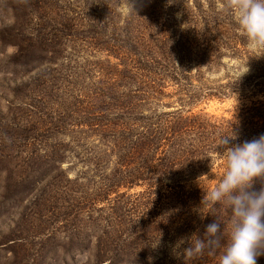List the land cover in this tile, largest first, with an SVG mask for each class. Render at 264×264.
Returning a JSON list of instances; mask_svg holds the SVG:
<instances>
[{
    "label": "rangeland",
    "instance_id": "rangeland-1",
    "mask_svg": "<svg viewBox=\"0 0 264 264\" xmlns=\"http://www.w3.org/2000/svg\"><path fill=\"white\" fill-rule=\"evenodd\" d=\"M185 9L198 32L181 26ZM233 11L226 0H0V264L218 262L205 255L185 257L197 231L174 219L173 198L161 197L172 176L155 181V194L147 193V185L128 184L127 168L102 145L111 135L102 137L98 128L86 125L92 116L85 113L99 97L102 104L116 103L102 91H115L106 82L124 69L117 67L121 56L115 53L130 38L147 39L149 53H169L183 41L177 40L180 30L192 39L201 38L200 31L211 37L214 20L236 22ZM151 39L159 46L152 47ZM51 54L54 64L40 63ZM245 61L225 57L200 76L191 64L178 83L198 91L227 85L250 74ZM165 85L166 93L175 92L173 81ZM252 93L200 94L193 111L230 116L242 103L264 98ZM174 98H164L171 104L160 110H173ZM88 146L102 152L100 167L92 156L82 158ZM224 151L211 153L202 177L206 183L226 171ZM62 157V169L73 167L68 177L55 170Z\"/></svg>",
    "mask_w": 264,
    "mask_h": 264
},
{
    "label": "trees",
    "instance_id": "trees-1",
    "mask_svg": "<svg viewBox=\"0 0 264 264\" xmlns=\"http://www.w3.org/2000/svg\"><path fill=\"white\" fill-rule=\"evenodd\" d=\"M194 7L198 9L200 4ZM190 15L191 11L185 9L183 17L187 20L181 22V26L188 28L189 32H198L197 22L188 19ZM211 24L214 29L211 37H204L205 34L200 31L201 38L192 39L190 34H183L184 29L180 30L177 40L183 41L176 42L169 53L164 50L149 53L146 51L149 46L147 39L142 36L130 38L126 45L119 46V51L115 53L121 56L117 67L123 64L124 69L114 71L106 82L115 91H111V95L102 91L105 98L116 103L102 104L105 102L102 97L96 103L90 102L85 114L92 118L85 124L98 128L102 137L104 134L111 135V140L102 145L107 144L108 151L116 153L118 164L127 168L128 184L147 185V193L155 194V181L158 183L162 180L160 178L172 176L173 184L166 185L168 193H160L161 197L173 198L174 219L178 223L181 221L189 230L197 231L195 234L200 239H204L208 224L220 221V232L224 233L221 238L223 245L227 243L231 230V210L226 205L203 204L202 201L205 193L219 184L225 171L215 183H206L202 177L208 171L211 153L223 147L220 144L224 136H235V139H230V145L264 135V98L242 103L230 116H217L203 110L195 112L193 106L200 94L223 97L236 89H248L253 91V95L264 94V49L257 53L249 50L247 37L242 30L237 33L234 25L238 24L234 20H214ZM150 43H153L152 47L158 45L152 39ZM45 56L39 60L40 63L54 64L56 55ZM225 57L246 60L250 74L227 85L205 86L201 91L192 89L196 88L192 84L191 88H186L178 83L189 65H194L200 76L204 68L212 71L222 65ZM168 79L175 84L173 93L165 92ZM185 81L189 80L186 78ZM171 95L178 105L170 111L160 110L171 104L164 100ZM111 114L112 117L109 116ZM101 153L88 146L82 152V158L92 156L93 164L98 168ZM64 158L58 161L55 170L60 169L68 177L73 167L62 169L59 162ZM131 166L135 168L129 169ZM150 167L153 168L151 171ZM115 185L119 186V183ZM262 186L264 180L256 179L251 190L259 191ZM134 248H137L136 244ZM221 252L222 249H217L201 255L218 259ZM116 257L120 258V262L123 260L119 254ZM116 257L111 261L114 262ZM212 264L218 262L214 260ZM257 264H264V252L258 255Z\"/></svg>",
    "mask_w": 264,
    "mask_h": 264
},
{
    "label": "clouds",
    "instance_id": "clouds-1",
    "mask_svg": "<svg viewBox=\"0 0 264 264\" xmlns=\"http://www.w3.org/2000/svg\"><path fill=\"white\" fill-rule=\"evenodd\" d=\"M235 11L239 28L250 47L264 49V0H226ZM235 136H224L220 146L226 171L219 184L206 192L202 203L226 205L231 210V230L226 244L220 221L206 226L204 239L193 236L184 250L186 258L222 249L218 264H257L264 252V186L251 190L256 179L264 180V135L242 144L229 146Z\"/></svg>",
    "mask_w": 264,
    "mask_h": 264
}]
</instances>
